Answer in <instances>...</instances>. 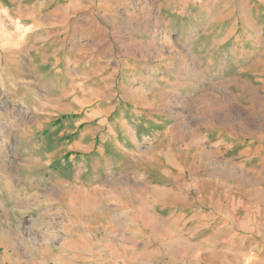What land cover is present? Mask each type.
<instances>
[{"label":"rangeland","instance_id":"rangeland-1","mask_svg":"<svg viewBox=\"0 0 264 264\" xmlns=\"http://www.w3.org/2000/svg\"><path fill=\"white\" fill-rule=\"evenodd\" d=\"M0 264H264V0H0Z\"/></svg>","mask_w":264,"mask_h":264},{"label":"bare ground","instance_id":"bare-ground-1","mask_svg":"<svg viewBox=\"0 0 264 264\" xmlns=\"http://www.w3.org/2000/svg\"><path fill=\"white\" fill-rule=\"evenodd\" d=\"M85 138H86V137H85ZM85 138L83 137L84 140H85ZM72 166L75 167V163H74V164H73V163L71 164V168H72ZM65 168H66V169H65L64 171H66V170H69V172L71 171L70 168H67V167H65ZM75 168H76V167H75ZM75 168H74V169H75ZM66 172H67V171H66ZM69 172H68V173H69ZM65 174H66V173H65ZM80 174H81V173H80ZM78 176H79V175H78Z\"/></svg>","mask_w":264,"mask_h":264},{"label":"crops","instance_id":"crops-1","mask_svg":"<svg viewBox=\"0 0 264 264\" xmlns=\"http://www.w3.org/2000/svg\"><path fill=\"white\" fill-rule=\"evenodd\" d=\"M78 175V174H77Z\"/></svg>","mask_w":264,"mask_h":264}]
</instances>
